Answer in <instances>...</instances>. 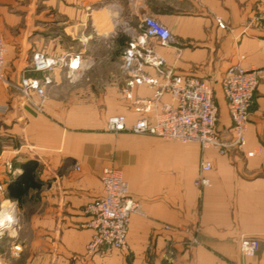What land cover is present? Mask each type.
<instances>
[{
  "label": "crops",
  "instance_id": "crops-1",
  "mask_svg": "<svg viewBox=\"0 0 264 264\" xmlns=\"http://www.w3.org/2000/svg\"><path fill=\"white\" fill-rule=\"evenodd\" d=\"M23 1L0 0L9 78L25 66L32 50H42L32 48L27 38L8 34L12 27L18 32L16 22L30 14ZM51 1L64 16L69 35L75 27L71 1L65 0L68 6L64 0ZM139 1L145 14L148 10L175 40L164 46L150 38L149 45L164 57L167 69L210 83L218 106L217 130L228 137L221 80L240 55L244 66L264 68V21L256 18L264 20V0H152L160 5L156 9L151 0ZM147 72L156 75L152 69ZM77 80L55 72L40 112L0 85V103L7 105L0 113V206L10 211L0 264H264V78L248 113L245 146L224 155L195 143L108 131L111 114L122 113L129 123L139 115L152 120L168 106V95L156 97V88L142 84L133 86L126 98L122 76L115 112L104 115L101 103L107 96L97 93L90 103ZM202 159L210 160L212 169L209 185L198 187L193 181ZM26 162L33 185L18 200L15 193L24 185L16 179ZM108 165L121 170L141 212L131 216L123 249L88 252L91 231L83 209L101 194L99 175ZM242 236L258 241L254 256L240 254Z\"/></svg>",
  "mask_w": 264,
  "mask_h": 264
},
{
  "label": "built area",
  "instance_id": "built-area-1",
  "mask_svg": "<svg viewBox=\"0 0 264 264\" xmlns=\"http://www.w3.org/2000/svg\"><path fill=\"white\" fill-rule=\"evenodd\" d=\"M256 18L264 21L260 16ZM218 25L223 27L220 21ZM137 27L139 32L131 31L130 40L121 54L120 69L124 80L122 94L130 98L133 86L146 84L157 89L156 97L166 93L169 104L155 112L152 120L139 115L129 123L124 114H111L106 119V129L111 132L149 134L183 144L195 143L202 150L211 148L221 155L232 147L245 146L248 113L255 90L264 78V68L244 66V56L240 55L225 70L221 88L230 125L229 136L224 138L217 130L218 106L210 83L199 76L181 75L167 69L164 57L149 45L150 38L157 40L160 45L173 44L175 40L170 30L147 14L141 16ZM6 50V43L0 37V85L16 92L24 105L37 112L42 111L46 88L52 83L55 72H62L69 81H75L87 65V60H83L80 53L63 51L50 55L36 49L31 51L16 81H12L5 73ZM149 69L155 71L156 75H150L147 72ZM158 77L163 78V81L159 82ZM6 110L7 105L0 103V113ZM211 169V161L202 159L194 185H209L208 172ZM99 181L101 194L88 201L83 209L87 218L86 226L91 231L86 250L123 249L131 216L141 212V202L129 195L128 184L119 168L104 166ZM9 212L0 206V241L9 228ZM12 248L14 251L19 250L17 245ZM238 248L243 257H252L258 250V241L242 236Z\"/></svg>",
  "mask_w": 264,
  "mask_h": 264
},
{
  "label": "rangeland",
  "instance_id": "rangeland-1",
  "mask_svg": "<svg viewBox=\"0 0 264 264\" xmlns=\"http://www.w3.org/2000/svg\"><path fill=\"white\" fill-rule=\"evenodd\" d=\"M70 1L69 10H72L75 27L69 35L64 33L67 25L64 16L53 8L51 0H24L25 11L29 10L30 14L18 19V32L12 27L8 34L12 38H27L32 42V48L38 47L49 53L63 50L80 53L87 65L76 83L86 91L90 103L97 93L107 96L101 103L104 115H107L115 112L116 100L120 96L123 48L130 40L131 31L139 32L137 26L145 11L139 0ZM68 2L64 0L63 4ZM151 5L154 9L160 6L152 0ZM147 13L153 17L148 10ZM28 26L33 27L27 29Z\"/></svg>",
  "mask_w": 264,
  "mask_h": 264
},
{
  "label": "trees",
  "instance_id": "trees-1",
  "mask_svg": "<svg viewBox=\"0 0 264 264\" xmlns=\"http://www.w3.org/2000/svg\"><path fill=\"white\" fill-rule=\"evenodd\" d=\"M126 45V44H125ZM22 174L16 179L18 180L17 182L23 183V187L17 189L16 195L17 199L19 200L20 196L27 190L28 187L33 185V182L31 180V170L32 167L29 165V162H26L25 164L22 165Z\"/></svg>",
  "mask_w": 264,
  "mask_h": 264
},
{
  "label": "water",
  "instance_id": "water-1",
  "mask_svg": "<svg viewBox=\"0 0 264 264\" xmlns=\"http://www.w3.org/2000/svg\"><path fill=\"white\" fill-rule=\"evenodd\" d=\"M24 67V64L20 65L17 70L14 72V75L10 78L12 81H16V79L19 76L20 71L22 70V68Z\"/></svg>",
  "mask_w": 264,
  "mask_h": 264
}]
</instances>
